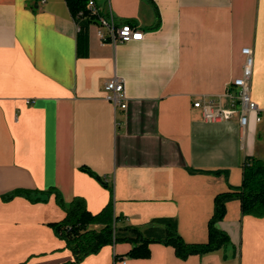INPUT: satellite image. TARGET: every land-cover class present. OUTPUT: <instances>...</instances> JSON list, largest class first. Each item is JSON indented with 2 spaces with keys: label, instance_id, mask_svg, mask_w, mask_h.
Masks as SVG:
<instances>
[{
  "label": "crops",
  "instance_id": "0c3cea01",
  "mask_svg": "<svg viewBox=\"0 0 264 264\" xmlns=\"http://www.w3.org/2000/svg\"><path fill=\"white\" fill-rule=\"evenodd\" d=\"M99 3L143 38L103 42L92 22L82 54L66 0H0V264H264V215L243 214L238 199L217 222L231 238L224 248L181 258L152 242L149 257L122 259L132 248L125 241L72 263L50 225L66 216L55 192L3 198L56 188L92 213L112 206L125 223L175 217L186 241L205 242L216 194L241 184L247 157L264 159V0ZM244 46L253 49L261 120L204 119L193 102L206 95L230 106ZM113 76L124 82L125 108L105 97Z\"/></svg>",
  "mask_w": 264,
  "mask_h": 264
},
{
  "label": "trees",
  "instance_id": "16d2710c",
  "mask_svg": "<svg viewBox=\"0 0 264 264\" xmlns=\"http://www.w3.org/2000/svg\"><path fill=\"white\" fill-rule=\"evenodd\" d=\"M75 21L79 25L77 34L78 52L85 54L88 50V29L93 21L88 7L89 0H66ZM100 5L99 0H95ZM83 13V14H80ZM80 14V15H79ZM191 172L219 174L222 169H200L188 167ZM55 192L57 203L66 211V216L59 221L51 222L55 233L66 241V246L73 252L72 263H77L85 256L95 253L103 245L119 242H131L132 248L117 254L126 257H149L150 243L161 242L172 245L176 254L186 258L191 254H205L226 247L231 243L229 233L217 227V222L227 213V203L240 200L243 214L264 215V159L247 157L243 163V179L239 185H230L227 190L216 194L214 211L208 222V240L205 242H188L178 230L177 219L172 216L154 217L143 225L123 222L124 216L115 214L108 205L98 213L88 210L84 198L75 196L67 202L60 190L49 188L45 191L17 189L3 195L11 199L15 195H24L33 201H46ZM99 224L100 228L93 227Z\"/></svg>",
  "mask_w": 264,
  "mask_h": 264
},
{
  "label": "built area",
  "instance_id": "2783aa9c",
  "mask_svg": "<svg viewBox=\"0 0 264 264\" xmlns=\"http://www.w3.org/2000/svg\"><path fill=\"white\" fill-rule=\"evenodd\" d=\"M88 7L90 14L94 17L92 22L97 23L98 34L103 42L131 41L143 38L144 32L139 27L130 21L119 20L108 6L103 7L98 5L95 0H89ZM242 53L244 55L242 72L230 82L228 90L231 97L230 106L225 107L215 103L212 98L206 95L199 96L193 102L195 107L202 110L204 119L210 121L227 120L236 114L243 127L249 124L253 113L256 114L257 121L261 120L260 107L251 98V80L254 66L253 49L250 46H244ZM104 89L105 97L115 106L119 105L123 108L127 106L125 86L120 77L109 78L105 82Z\"/></svg>",
  "mask_w": 264,
  "mask_h": 264
},
{
  "label": "rangeland",
  "instance_id": "374dc122",
  "mask_svg": "<svg viewBox=\"0 0 264 264\" xmlns=\"http://www.w3.org/2000/svg\"><path fill=\"white\" fill-rule=\"evenodd\" d=\"M103 1V0H102Z\"/></svg>",
  "mask_w": 264,
  "mask_h": 264
}]
</instances>
